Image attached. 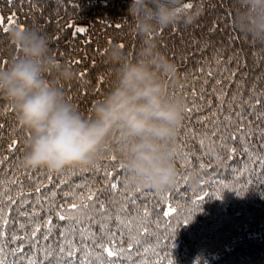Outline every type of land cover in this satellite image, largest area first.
Instances as JSON below:
<instances>
[{"label":"trees","instance_id":"1","mask_svg":"<svg viewBox=\"0 0 264 264\" xmlns=\"http://www.w3.org/2000/svg\"><path fill=\"white\" fill-rule=\"evenodd\" d=\"M187 3H192V8L199 6L202 9L193 24L177 23L156 33L160 50L175 62L182 77L181 84L173 85V94L182 95L185 104L195 103L199 109L191 113L190 119L184 112L177 139V182L161 191L167 198L165 210L171 204L178 211L171 221L162 218L157 226L151 218L139 213L138 206L137 215L132 217L131 233L127 226H122L124 238L127 241L132 235L141 240V244L131 250L133 258L142 253L145 246H150L147 259L164 261V264H168L165 257L175 264H264V170L255 163V158L264 153V149L258 147L264 141L259 136L249 137L251 151L244 155L241 141L229 139L232 134L248 137L249 132L264 127V121L256 119L264 113V103L255 109L250 107L257 97L264 101V44L236 30L234 0H185ZM129 4L130 0H0V16L4 17V23L0 25V67L6 66L18 53L8 40L9 29L21 25L36 28L50 39L53 55L77 72L76 81L59 86L82 116L91 117L90 106L109 89L114 71V66L100 52L105 53L107 45L118 42L124 45L129 56H133L140 46L131 27V18L127 16ZM78 24L83 26L84 32L77 31ZM69 61L79 63L70 65ZM100 77H103L102 82ZM193 88L197 93L195 97L191 95ZM201 95L203 99L199 98ZM238 111H243L251 121V125L245 122L243 132L238 130ZM229 116L230 120L227 119ZM0 125L4 126V147L0 156L8 158L6 162L0 161L3 167L0 177L4 181L0 192L8 190L17 201L9 206L7 197H2L6 212L0 216V232L4 233L0 236V248H3L0 259H5V264H17L23 258L18 253L14 256L12 250L22 248L27 257L24 264L28 259H39L40 264H44L45 253L58 254L59 244L64 242H74L81 254L87 245L93 258L99 255V251L92 248V233L99 235V225L95 221H104L98 203L95 210H62L66 217L75 218L66 221H60L50 208L53 204L64 203L60 192L68 191L75 184L95 180L93 190L104 187L103 174L97 177L96 168L109 163L103 159L106 155H115L120 163L117 153H106L95 167L86 168L88 171L69 167L60 173L50 172L54 178L69 181L57 189L48 183L46 176L40 175L41 170L49 172L46 169L21 168L24 142L29 133L17 125L13 110L4 98H0ZM13 140L18 142L15 153L8 148ZM221 141L228 147H221ZM232 147L237 152L230 159ZM117 170L126 181L127 170ZM194 173L201 177L196 189L189 184V177ZM41 183L46 187H41L37 193L35 188ZM155 191L151 189V192ZM52 192L57 193L56 197L51 195ZM77 192L86 196L88 189ZM116 198V205H105L113 216L126 203L119 193ZM147 200L152 204L156 202L148 193L140 196L139 203ZM68 202H72L71 198ZM75 202L80 203V200ZM121 216L125 220L129 218L123 212ZM4 219L7 224H2ZM184 219L190 221L177 226ZM108 223L114 230V224ZM142 227H147L153 235H137ZM45 236L49 237L47 241ZM116 239L120 240L119 234ZM124 246L127 247V243ZM103 255L106 257V253ZM49 264H55V255L49 257Z\"/></svg>","mask_w":264,"mask_h":264},{"label":"clouds","instance_id":"2","mask_svg":"<svg viewBox=\"0 0 264 264\" xmlns=\"http://www.w3.org/2000/svg\"><path fill=\"white\" fill-rule=\"evenodd\" d=\"M184 5L185 0H130L127 16L140 46L133 56L118 42L106 46L104 55L114 71L109 89L91 104V117L82 116L59 86L78 75L53 55L50 39L36 28L11 27L8 40L18 53L0 67V98L29 133L21 168L53 174L69 167L91 168L115 151L130 186L156 191L174 186L185 100L172 92L182 77L160 50L156 33L199 18V6ZM234 8L236 30L264 44V0H234ZM200 183L199 174L189 177L193 189Z\"/></svg>","mask_w":264,"mask_h":264},{"label":"snow or ice","instance_id":"3","mask_svg":"<svg viewBox=\"0 0 264 264\" xmlns=\"http://www.w3.org/2000/svg\"><path fill=\"white\" fill-rule=\"evenodd\" d=\"M10 2H14V0H10ZM186 8L191 9L192 3H187L184 5ZM4 23V17L0 16V25H3ZM23 28V26H20ZM78 32H84V28L77 29ZM212 31H215V29H212ZM232 39V37H230ZM121 47H124L123 44L120 45ZM106 51V49L104 50ZM101 55L104 54V52H100ZM264 59V57H262ZM79 61H69L70 65L78 64ZM81 77L84 76V73H79ZM209 75L211 76L212 73L209 72ZM235 75V73H233ZM99 80L102 82L103 77H100ZM219 84L220 81H217ZM183 88V86H181ZM99 91V90H97ZM187 95V93H186ZM191 95L195 97L197 95L195 89L193 88ZM264 95V93H262ZM200 99H203V96L201 95L199 97ZM247 103V101H246ZM264 101H262L261 98L257 97L254 104H251L250 107L255 109L256 107L260 106ZM199 109L196 108L195 103H193L191 106H189L187 103L185 104L184 111L187 114L186 118L190 119L191 113L193 111H198ZM255 115V113H252ZM237 120L239 122V131L243 132L245 127V122L251 125V121L244 116L243 111L236 112ZM227 119H231V116H229ZM258 121H264V113H261L258 117H256ZM184 127H187L186 125ZM257 136H259L261 141H264V127H258L255 132H249L248 137H239L236 134L230 135L229 139L236 141H241V147L244 155H248L251 151L249 137L255 139ZM3 139H4V126L0 125V150L3 149ZM247 141V143H245ZM203 142L201 141V144ZM221 147L227 148L228 145L225 141H221ZM261 149H264V143H260L258 145ZM8 148L15 153L18 149V142L16 140H13L11 144L8 145ZM237 152V149L235 147H232L229 149V158L231 159ZM206 154V153H205ZM202 158V157H201ZM7 157L0 156V161L6 162ZM16 159L18 160L19 157L16 156ZM104 160L108 161L109 163L105 164L103 167L97 166L96 168V176L99 177L101 173L103 174V184L104 187L96 188L93 190L95 180L92 182H86L84 184H75L71 189L68 191H61L60 197L64 201V203H61L59 205L53 204V206L50 208V211L56 212V215L58 216V219L60 221H66L69 219H75L73 216H65L62 214V210H67L69 212L74 211H80L82 209L92 208L95 210L96 204H99V211L100 214L104 217V221H95L99 225V235L97 236L96 233H92V236L94 237V243L92 245V248H95L99 251V255H96L93 258V252L87 245L84 246L83 254H81V251L75 246L74 242H64L59 244V251L58 254H54L52 252H46L44 256V264H49V257H53L55 255V264H125V261L128 262V264H164V261H150L147 259V253L150 250V246H145L143 248L142 253H138L136 258H133L131 255V250L134 249L136 246L141 244V240L136 239L134 236L129 235L127 238V241H125V234L124 231H122V226H127V230L129 233H131V225H132V217L137 215V207L139 206V213L142 214L146 218H151L153 223H155L157 226L159 225L160 219L162 218H169V221H171V217L174 213L178 211L175 207H173L171 204H168L167 210H165V204L167 202L166 196L161 193V191H155L154 193L151 192L150 188H139L136 187L134 191L131 190L129 186H127L126 181L121 179V172L117 169H124V165L117 162V157L115 155H106L103 157ZM255 163L257 165H260L262 170H264V153L261 154V156L255 158ZM201 168L204 167V165H200ZM112 169L111 171L109 169ZM81 171H88L86 168H82ZM3 172V167L0 165V173ZM115 172V174H114ZM40 175L46 176L47 181L49 184H52L54 188L60 189L61 185H67L69 181L61 179L59 177L54 178L50 172H45L44 170L40 171ZM31 178V176H29ZM58 181V182H57ZM3 178L0 177V187L3 186ZM41 187H46L43 183L40 184V186L35 188V191L37 193L40 192ZM88 189V193L85 196L83 193H78V189ZM21 189H23V186L21 185ZM116 193L120 194L121 199H125L126 203L123 208L119 212L115 214V216L109 214V210L105 207L106 204H112L116 205L118 203V200L116 198ZM148 193H151L152 199H155V203L152 204L151 200H147V202L139 203V198L142 195H146ZM51 195L53 197H56L57 193L52 192ZM207 195V194H206ZM219 195V193H217ZM101 196H104L105 199H100ZM2 197H7L6 203L11 206L17 203V201L8 194V190H4L3 192H0V216L4 215L6 212V209L3 207L5 200L2 199ZM69 198H71L72 202H68ZM79 199L80 203H76L75 201ZM199 200L200 197H197ZM129 205L131 208H129ZM151 205V206H149ZM121 212L126 213L129 217L127 220L123 219L121 216ZM89 219H92L91 216L88 217ZM190 220L184 219L179 222L177 226H180L181 224H187ZM108 222H112L114 224V230L113 227L109 226ZM7 219H4L2 221V224H7ZM20 227H24L23 225H20ZM37 230L33 231V236H35ZM173 230V234H174ZM119 234L120 240L117 241L116 237ZM4 233L0 232V236H3ZM137 235L141 236H152L153 234L149 233V230L147 227L140 228V231L137 233ZM15 239V238H13ZM45 241L49 239L48 236L44 237ZM168 240L171 239V237L167 238ZM135 241V243H133ZM125 243H127V247H125ZM167 243V240H166ZM3 253V248H0V254ZM19 254L20 257L23 259L19 260L17 264H24L25 259L27 257L25 256L24 250L22 248H17L12 250V254L15 256ZM104 253H106V257H104ZM127 253V255H126ZM155 255V253H153ZM80 257L78 260L77 257ZM107 258H113V259H107ZM122 258V259H121ZM166 260H168V264H175V262L168 257H165ZM0 264H5V259H0ZM27 264H40L39 259H28Z\"/></svg>","mask_w":264,"mask_h":264},{"label":"rangeland","instance_id":"4","mask_svg":"<svg viewBox=\"0 0 264 264\" xmlns=\"http://www.w3.org/2000/svg\"><path fill=\"white\" fill-rule=\"evenodd\" d=\"M77 27L78 28H83V26L81 24H78Z\"/></svg>","mask_w":264,"mask_h":264}]
</instances>
